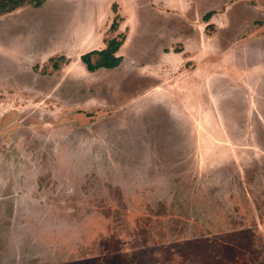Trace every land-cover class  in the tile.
I'll return each instance as SVG.
<instances>
[{"label": "rangeland", "instance_id": "1", "mask_svg": "<svg viewBox=\"0 0 264 264\" xmlns=\"http://www.w3.org/2000/svg\"><path fill=\"white\" fill-rule=\"evenodd\" d=\"M67 1L0 13V232L42 235L0 264H264V0L128 11L136 70L96 72Z\"/></svg>", "mask_w": 264, "mask_h": 264}, {"label": "crops", "instance_id": "2", "mask_svg": "<svg viewBox=\"0 0 264 264\" xmlns=\"http://www.w3.org/2000/svg\"><path fill=\"white\" fill-rule=\"evenodd\" d=\"M51 1H55V0H46L45 3L43 5H41L40 7H37V9H43V8L47 7L51 3ZM164 1L165 2H163V0H161L162 3H160V4L156 3L155 4V2H152L150 0L148 4L145 3V4L140 5V0H82V2L80 0H68L65 4L71 5V6L66 8L67 11H71L72 9L75 8V9H77L78 13L82 14L84 22H82L83 25L81 27V33L82 34L85 33L82 37H85V38L87 37L86 41H82V45H84V44L86 45V49H85L86 52L83 53V54H86L88 52H91L94 49L101 48V49H98L101 51L107 47V41L113 36V33L111 34L110 28H111V25L114 22V20L117 18V16H119V18H120L119 23H121L123 21L122 22L123 25H127V27H131L128 24H125L126 20L129 19L127 17L128 11H131V14L134 13V15L137 19L136 21H138V23H139V24H137V26H135L137 29L140 27V22H142V25L144 23V21L141 20L140 19L141 17L139 16V12L143 8L145 11L148 10L151 13L160 15L159 19L155 22L157 24L158 29H161V24L164 23L163 20H165L164 17H166V16H163L161 14H163L165 12L169 13L168 12L169 11V4L172 5V8L175 9L174 12L177 14L180 12H183L185 14H187V13L189 14V12H190L189 10H187L184 7V3H183L184 0H164ZM127 2H129V3H127ZM184 2H186V1H184ZM126 3H127V5L129 4L130 6L124 7V4H126ZM165 4H167V6H165ZM119 6H121L120 10H118ZM196 8H197V11H201V10H204L206 7L201 8L197 5ZM211 12H212V16L208 20L205 19V16ZM207 14L202 17V19H203L202 21L204 22L205 29L210 24L214 23V19L216 17L214 10H210ZM129 16L131 19L132 15H129ZM92 17H93V20L95 22L94 29H92L93 31L92 30L87 31V29H89V26H87L86 23L90 22ZM186 17H187V15H186ZM119 28H120V24H119ZM157 28L151 29L150 31L152 32L154 30L153 34L159 40V42L161 41V42L166 43L165 39L160 40V38L158 36H156L157 35V33H156ZM121 29H122V27H121ZM84 30H86V31H84ZM183 31H184V29L182 27V33L181 34L184 35V37H185L186 33H185V31L184 32ZM86 33H88V35ZM133 37H134V35H133ZM73 38H74V35H73ZM74 40L71 39L70 41L74 42ZM132 40H133V38H132ZM125 42H126V40H125ZM164 43L160 44V45H164ZM178 45H179V48L181 49V51H179V52H176L174 50L173 51H167L166 48L164 50H161L160 47L158 48L159 45L157 46L156 49H157V52L159 55L155 59L150 61L151 64L149 63V61H147L148 63L146 64V66H147L146 69L149 71L150 75L154 76L153 75L154 63H152L154 60L156 62L159 59L161 61V64H163V62H166V60H168V56H194V54H192L188 50L182 49L186 45L185 41H180ZM125 46H126V43H124L122 45V47L119 49V51L117 52V56H122V62L120 63V65L118 67L110 69L111 71H116L118 69L121 70L122 68H124L126 66V64H128L132 69H135L134 66L132 67V65H131L133 60H131V59L128 60V59L123 57V56H132L130 53L129 54L127 53V55H126L127 50H126V48H124ZM63 53H64L63 55H65V56L69 54L68 51H66V50L63 51ZM54 55H56V54H54ZM54 55H52V56H39L37 58H35L33 56L32 62H34L36 60V63H39L40 65L42 63L45 64V63H48L54 57ZM6 57L9 60V62L12 63V64H8L9 67H11L16 62H17L16 64L18 65L16 67L18 69H20V66L22 67L21 63H23V62L20 61L19 58L15 57V56H5L4 58H6ZM138 59H139V57H138ZM141 62H142V60H141ZM166 63H168V62H166ZM168 64H165V66L162 65V68L165 67V69L167 70L169 68V65H170V64L169 65ZM4 65H5V63H4ZM5 196H7L8 198L10 197L8 194ZM5 196L2 195L0 198L5 197ZM14 196H15V194H14ZM11 199H12V204L16 205V200H14L15 197H11ZM24 199L25 198H22V202H26V200H24ZM3 202H4V204L6 203L5 201H3ZM0 204H2V203H0ZM15 216H16V213L13 212L9 216L10 218L8 217L6 219L7 223L4 225H6L7 227L12 226L11 222L14 220ZM6 228L4 226L3 233L0 232V253H4L6 251L7 252L9 251V253H16V254L28 252L27 249H25L26 246H25L24 242L26 241V242L30 243L31 238L33 239V244L35 247L37 246L35 244V242H37L38 240H40V242L42 243L41 232H39L37 234L36 231H34V233L32 235L28 236V241H27V238L25 237L26 232L21 233V234L14 233L15 234L14 235L13 233H11V229H8L7 230L8 234L5 235L4 232H5ZM36 234H37V236H36ZM52 235L50 234L51 240L55 239V236H52ZM31 247L29 248L30 250H31Z\"/></svg>", "mask_w": 264, "mask_h": 264}, {"label": "trees", "instance_id": "3", "mask_svg": "<svg viewBox=\"0 0 264 264\" xmlns=\"http://www.w3.org/2000/svg\"><path fill=\"white\" fill-rule=\"evenodd\" d=\"M46 0H0V13L10 14L13 11L23 8L25 6L40 7ZM116 9V8H115ZM212 12L205 16V19H209ZM119 16L114 20L110 30L112 32L118 30ZM126 37L122 35L120 38L117 36L107 41V47L101 51H92L81 56V61L89 72H96L99 69H113L120 65L122 62V56H117V52L125 43ZM56 70L59 69L57 64H54ZM219 244V243H218Z\"/></svg>", "mask_w": 264, "mask_h": 264}]
</instances>
